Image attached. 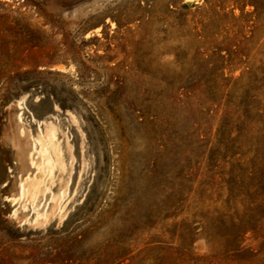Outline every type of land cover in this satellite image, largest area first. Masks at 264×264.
<instances>
[{
  "label": "rangeland",
  "instance_id": "obj_1",
  "mask_svg": "<svg viewBox=\"0 0 264 264\" xmlns=\"http://www.w3.org/2000/svg\"><path fill=\"white\" fill-rule=\"evenodd\" d=\"M0 264H264V0H0Z\"/></svg>",
  "mask_w": 264,
  "mask_h": 264
},
{
  "label": "bare ground",
  "instance_id": "obj_2",
  "mask_svg": "<svg viewBox=\"0 0 264 264\" xmlns=\"http://www.w3.org/2000/svg\"><path fill=\"white\" fill-rule=\"evenodd\" d=\"M33 163V162H32ZM60 200V199H59Z\"/></svg>",
  "mask_w": 264,
  "mask_h": 264
}]
</instances>
